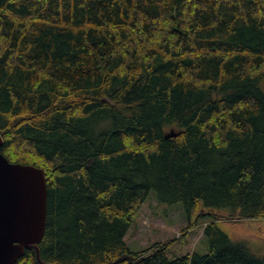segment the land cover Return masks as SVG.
<instances>
[{
	"label": "trees",
	"instance_id": "trees-1",
	"mask_svg": "<svg viewBox=\"0 0 264 264\" xmlns=\"http://www.w3.org/2000/svg\"><path fill=\"white\" fill-rule=\"evenodd\" d=\"M0 131L48 184L15 264H264L215 216L264 218V0H0ZM151 191L208 252L129 248Z\"/></svg>",
	"mask_w": 264,
	"mask_h": 264
},
{
	"label": "rangeland",
	"instance_id": "rangeland-1",
	"mask_svg": "<svg viewBox=\"0 0 264 264\" xmlns=\"http://www.w3.org/2000/svg\"><path fill=\"white\" fill-rule=\"evenodd\" d=\"M202 212H206L203 207ZM201 213L191 219L182 203L158 202L155 191H151L127 232V244L132 251L149 248L156 242L167 244L170 259L179 254H204L209 250L204 227L210 216L203 217ZM215 216L233 240L245 241L254 253L264 257V218H231L220 212Z\"/></svg>",
	"mask_w": 264,
	"mask_h": 264
},
{
	"label": "water",
	"instance_id": "water-1",
	"mask_svg": "<svg viewBox=\"0 0 264 264\" xmlns=\"http://www.w3.org/2000/svg\"><path fill=\"white\" fill-rule=\"evenodd\" d=\"M3 144L0 131V264H15L44 239L48 184L42 167L10 161Z\"/></svg>",
	"mask_w": 264,
	"mask_h": 264
},
{
	"label": "bare ground",
	"instance_id": "bare-ground-1",
	"mask_svg": "<svg viewBox=\"0 0 264 264\" xmlns=\"http://www.w3.org/2000/svg\"><path fill=\"white\" fill-rule=\"evenodd\" d=\"M169 135H175V132H172V133H170ZM169 135H168V136H169Z\"/></svg>",
	"mask_w": 264,
	"mask_h": 264
}]
</instances>
